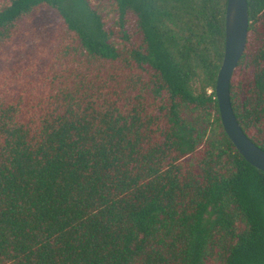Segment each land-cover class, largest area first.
<instances>
[{"label": "trees", "instance_id": "obj_1", "mask_svg": "<svg viewBox=\"0 0 264 264\" xmlns=\"http://www.w3.org/2000/svg\"><path fill=\"white\" fill-rule=\"evenodd\" d=\"M227 0H0V264H264V171L215 92ZM230 100L264 149V0Z\"/></svg>", "mask_w": 264, "mask_h": 264}, {"label": "water", "instance_id": "obj_2", "mask_svg": "<svg viewBox=\"0 0 264 264\" xmlns=\"http://www.w3.org/2000/svg\"><path fill=\"white\" fill-rule=\"evenodd\" d=\"M248 27V0H227L225 50L217 76L215 92L225 131L244 158L264 171V149L254 143L244 132L230 100V82L246 46Z\"/></svg>", "mask_w": 264, "mask_h": 264}]
</instances>
